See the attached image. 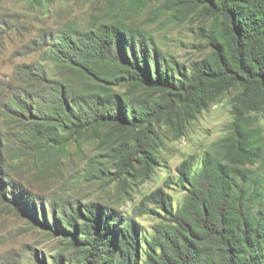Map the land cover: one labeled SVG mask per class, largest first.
I'll return each instance as SVG.
<instances>
[{"label": "rangeland", "instance_id": "374dc122", "mask_svg": "<svg viewBox=\"0 0 264 264\" xmlns=\"http://www.w3.org/2000/svg\"><path fill=\"white\" fill-rule=\"evenodd\" d=\"M102 22H123L152 38L182 73L212 57L207 35L215 19L194 0H0V264H82L83 251L54 225L91 203L135 217L150 236L158 219L136 215L142 200L176 180L184 159L214 152L230 130L237 90L208 84L200 99L182 101L179 89L163 92L133 79L116 88L137 107H166L148 129L139 122L58 130L45 115L50 109L37 103L53 86L38 82L39 66L66 81L69 69L51 58L53 35ZM22 66H31L30 82L18 72ZM245 120L264 136V108ZM131 152L132 164L121 172ZM169 183L178 207L186 192Z\"/></svg>", "mask_w": 264, "mask_h": 264}, {"label": "trees", "instance_id": "16d2710c", "mask_svg": "<svg viewBox=\"0 0 264 264\" xmlns=\"http://www.w3.org/2000/svg\"><path fill=\"white\" fill-rule=\"evenodd\" d=\"M194 2L215 23L207 35L212 57L197 62L191 73H182L152 38L123 22L53 35L51 58L69 69L66 81L39 66L38 82L53 86L51 94L37 95L38 106L50 109L45 115L58 130L73 133L139 122L148 129L166 110L160 103L137 107L116 88L125 80L163 92L179 89L175 95L192 102L208 84L238 91L230 130L216 150L184 159L176 180L169 178L142 200L136 215L158 219L150 236L135 217L99 203L73 209L64 225L56 220L54 226L83 251L82 264H264V136L245 120L264 108V0ZM18 72L24 82L33 79L31 66ZM132 161L131 152L121 172ZM171 181L186 192L178 207L166 189ZM43 224L52 227L48 219Z\"/></svg>", "mask_w": 264, "mask_h": 264}]
</instances>
